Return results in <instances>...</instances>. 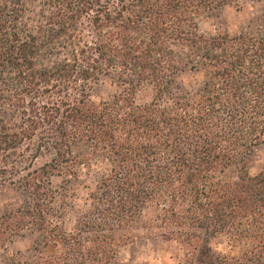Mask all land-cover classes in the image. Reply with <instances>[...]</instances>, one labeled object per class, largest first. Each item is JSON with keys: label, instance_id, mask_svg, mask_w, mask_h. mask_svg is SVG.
Instances as JSON below:
<instances>
[{"label": "trees", "instance_id": "1", "mask_svg": "<svg viewBox=\"0 0 264 264\" xmlns=\"http://www.w3.org/2000/svg\"><path fill=\"white\" fill-rule=\"evenodd\" d=\"M241 3L264 8L0 0V184L26 195L0 213L4 264H118L140 233L177 244L179 264H264V167L241 166L264 145V18L201 30ZM105 77L121 88L94 96ZM25 233L31 260L8 253Z\"/></svg>", "mask_w": 264, "mask_h": 264}, {"label": "rangeland", "instance_id": "2", "mask_svg": "<svg viewBox=\"0 0 264 264\" xmlns=\"http://www.w3.org/2000/svg\"><path fill=\"white\" fill-rule=\"evenodd\" d=\"M264 18V8L256 4L241 3L239 7L231 6L219 10L212 18L203 22L201 30L209 31L215 28H225L230 32L240 31L245 26L258 24ZM195 76L189 71H185L178 76L177 81L185 86H194ZM120 79L117 77H105L98 82L92 93L94 96L111 95L121 88ZM241 166L250 174L257 173L264 167V145L251 152L241 163ZM91 172L89 175H86ZM94 173L90 169H85L81 179L75 183V191L78 197L84 196L87 192L81 189L82 185L92 187ZM24 192L9 186L0 184V213L9 210L16 204L25 200ZM76 200V199H75ZM75 213H70L69 218H73L76 213L85 207L80 200L72 206ZM36 235V234H35ZM37 250H41L38 240L34 235L25 233L15 239L8 247V253L20 254L22 259L31 260ZM7 255L0 254V264H4ZM182 260V252L179 246L173 242L163 241L154 237H147L141 233L135 241L119 251L118 264H179Z\"/></svg>", "mask_w": 264, "mask_h": 264}]
</instances>
